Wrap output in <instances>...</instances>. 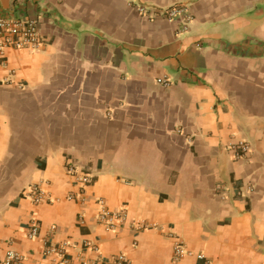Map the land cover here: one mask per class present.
Masks as SVG:
<instances>
[{
	"label": "crops",
	"instance_id": "1",
	"mask_svg": "<svg viewBox=\"0 0 264 264\" xmlns=\"http://www.w3.org/2000/svg\"><path fill=\"white\" fill-rule=\"evenodd\" d=\"M179 3L186 24L135 7ZM0 15L37 19L42 40L0 58V261L54 264L47 241L74 264H264V0H0ZM68 165L92 176L82 199ZM101 199L128 216L114 230Z\"/></svg>",
	"mask_w": 264,
	"mask_h": 264
},
{
	"label": "built area",
	"instance_id": "2",
	"mask_svg": "<svg viewBox=\"0 0 264 264\" xmlns=\"http://www.w3.org/2000/svg\"><path fill=\"white\" fill-rule=\"evenodd\" d=\"M136 10L139 15L146 18H154L156 16H162L166 20L172 21L175 18L182 17L185 24L190 21V10L185 3H179L168 7L157 6L153 4H137ZM187 26L183 27L185 30ZM42 40L39 34V25L37 19H22L12 15H0V58L5 56V51L8 48H26L29 50H36L41 45ZM158 83L164 86L169 85V81L163 78H158ZM234 156L236 159H240L246 156L249 152V144L245 141L239 142L232 147ZM67 172L76 178V183L79 185V193L76 195L78 199H82L85 186L92 182V176L87 173H78L76 168L72 165H68ZM28 195L35 204L47 201L50 197L41 190L38 186H30ZM69 199L76 198L74 195L68 196ZM100 203V222L108 230H114L120 222H125L128 218L125 210H110L104 206V201L99 200ZM139 223V222H138ZM136 223L138 228L144 227L142 224ZM40 232V224L36 220H32L27 236L28 238H36ZM68 243L51 244L45 242L44 253L46 255L54 256V264H74L72 258L68 255L67 246ZM88 248H93L92 244H87ZM94 249H96L94 247ZM174 253L177 257L185 255H193L192 252L187 251L183 244L177 242L174 246ZM198 259H204L203 254H197ZM22 255L15 250H8L4 258L0 261V264H18L22 262ZM77 264H130L127 256L124 253H119L112 256L106 261L101 260H88L82 259Z\"/></svg>",
	"mask_w": 264,
	"mask_h": 264
}]
</instances>
